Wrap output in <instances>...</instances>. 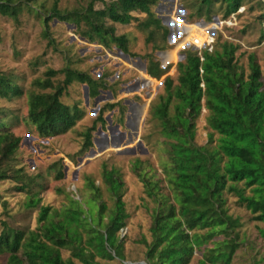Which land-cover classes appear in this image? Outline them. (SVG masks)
<instances>
[{"label": "trees", "instance_id": "16d2710c", "mask_svg": "<svg viewBox=\"0 0 264 264\" xmlns=\"http://www.w3.org/2000/svg\"><path fill=\"white\" fill-rule=\"evenodd\" d=\"M31 1L25 0L27 10ZM94 1H100L102 6L93 8ZM243 1L180 0L188 11V20L201 18L208 22L213 13L228 17ZM155 2L89 0L85 7L64 11L56 9L54 2L43 23L46 27L50 17L73 23L87 42L105 49L115 45L133 56L128 50L126 35L116 34L105 20L128 24L137 21L133 12L142 13L145 16L137 21V26L148 30L147 41H153V49L165 48L166 27L150 8ZM22 4L21 0H0V15L16 21ZM255 4L259 9L256 17L264 23V3ZM34 13L41 16L37 10ZM237 48L233 42L222 40L199 55L186 50L183 61L175 64L174 81L167 75L171 64L159 67L157 60L144 55L146 74L152 79L162 77L163 94L148 112L157 121L162 138L159 143L163 158L159 160L165 184L161 186L160 180L152 179L139 159L134 161L133 173L154 204L148 226L151 239L141 240L146 248L141 262L124 261L123 241L118 236L127 218L121 198L123 183L115 168H106L103 164L101 182L112 205L107 206L100 200L98 187L86 178L91 200L85 208L73 198L69 199L68 207L59 210L41 205L33 230L10 227L0 219V255H5L4 264H187L194 248L200 252L198 264H234L231 259L238 247L235 230L240 223L228 213L227 193L234 195L236 204L243 205L252 214L251 219L262 224L257 229L264 238V75L253 53L247 55L248 72L245 73L235 58ZM44 73L43 78L33 79L32 85L49 91L28 95L24 117L40 137L63 135L84 116L78 104L64 105L59 100L72 81L86 84L89 97L111 86L104 79L108 72L97 79L68 66L58 70L49 68ZM57 73L63 77L53 89L49 78ZM20 95L19 85L0 73V98L9 101ZM113 109L117 110V121L121 122L124 107L120 101L104 103L80 133L79 153L90 146L96 124L100 129L104 126L103 112ZM201 109L206 110L208 128L203 145L194 141L195 120ZM8 125L7 113L0 108V180L12 179L19 185L15 189L28 191L35 182L21 166L13 163L19 137L11 133ZM50 167L54 179L62 178L59 166ZM38 201L39 198L33 197L27 206L33 207ZM218 235L221 238L214 239ZM60 250L68 256L63 258Z\"/></svg>", "mask_w": 264, "mask_h": 264}, {"label": "rangeland", "instance_id": "374dc122", "mask_svg": "<svg viewBox=\"0 0 264 264\" xmlns=\"http://www.w3.org/2000/svg\"><path fill=\"white\" fill-rule=\"evenodd\" d=\"M88 1L33 0L29 2L27 10L25 0H21L24 5L20 7L16 21L0 15V73L6 74L21 89V95L17 98L9 101L0 98V108L7 113L10 122L7 127L12 134L19 137L13 163L21 166L26 175L35 182L28 191H19L15 189L19 185L12 179L0 180V219L10 227L33 230L37 225L36 215L41 205L59 210L68 207L69 199L73 198L85 208L91 200L86 178H90L98 187L100 200L111 206L112 200L105 184L101 182L102 165L105 164L106 168L113 167L120 173L123 183L121 198L127 218L124 227L118 231V236L123 241L124 261L139 263L143 260L146 249L141 240L149 242L151 239L148 226L154 204L145 195L142 183L133 173L134 161L139 159L145 170L152 174V179L160 180L161 186L165 184L159 160L163 158L160 149L162 145L159 143L162 138L158 134L157 121L151 119L148 112L149 107L157 102L158 96L163 94L162 77L156 80L147 77L142 69L144 55L148 54L157 61L162 60L166 62V66L171 64L167 75L174 81L175 64L183 61L186 50H211L217 42L226 40L238 47L234 53L235 58L245 73L248 72L247 55L253 53L264 75V23H260L256 17L259 9L255 4L257 1L264 3V0H244L243 5L228 17L221 18L220 14L213 13L209 22L201 18L188 20V11L180 0H156L150 7L151 12L159 22L162 18L171 30L169 43L165 38L166 46L161 49H153V41H147L148 30L137 26V21L142 20L144 14L133 12L132 16L137 21H130L128 24L114 23L106 19L105 24L113 26L116 34L126 35L128 50L133 54L131 56L127 53L128 57L119 53L115 45L105 49L96 43L87 42L73 23H62L55 17H50L45 27L43 17L49 15L54 2L56 9L64 11L85 7ZM108 1L103 0L106 3ZM100 6V1L93 2V8L98 9ZM34 10L40 12L41 16L36 15ZM213 15L216 16V21L212 20ZM198 19L203 23L211 22L216 28L212 25L203 27L202 22H196ZM222 20L225 22H218ZM209 34L212 40L203 47L196 48L190 44L189 40L193 37L197 36L202 41L203 37L209 38ZM260 34L262 38L259 40ZM157 50L165 52L156 53ZM66 66L85 71L91 78L96 79L103 72H108L104 79L111 86L106 91L97 92L100 98L94 104V97L87 95L82 83L72 81L65 87L59 100L64 105L78 104L84 116L63 135L40 137L33 126L24 120L27 97L31 92H45L49 89H39L32 85V81L43 78L44 72L49 68L58 70ZM113 73L115 74L112 75ZM62 77L61 73H57L49 78L53 89L61 83ZM262 80L264 81V77ZM123 99L131 100L135 104L123 102ZM115 101H120L124 107L121 122L117 121L116 109L103 112L104 126L100 129L96 124L91 132L90 146L79 153L82 144L80 133L97 115L100 109L97 107ZM126 111L131 113L128 115L127 125L124 123ZM205 116L206 110L201 109L195 120L194 141L200 145L205 144L207 139ZM109 124L111 126L108 127ZM112 125L118 126L114 128ZM97 129L104 134H96ZM53 164L59 166L62 178L54 179V171L50 167ZM33 197L39 198V201L35 206L28 207V200ZM225 197L228 213L237 217L240 223L235 230L238 247L233 252L231 262L264 264V238L257 229L262 224L251 219L252 214L243 205L236 204L234 195L227 193ZM220 238L221 235L214 237ZM193 250L187 264H198V259L201 258L200 252L195 248ZM60 253L63 258L68 256L65 251L60 250ZM4 261L5 255H0V264H4Z\"/></svg>", "mask_w": 264, "mask_h": 264}, {"label": "water", "instance_id": "95a60500", "mask_svg": "<svg viewBox=\"0 0 264 264\" xmlns=\"http://www.w3.org/2000/svg\"><path fill=\"white\" fill-rule=\"evenodd\" d=\"M158 6V4L156 5V7ZM155 7V8H156ZM182 10H184V8L183 7H181V6H179ZM212 20L213 21H216V16L215 15H213L212 16ZM160 22L161 23H163V24H165L166 25V23L164 22V20L162 19V18H160ZM196 22H202L201 21V19H198ZM203 23V22H202ZM166 28H167V34H166V42L167 43H169V41H170V35H171V30H170V27L168 26V25H166ZM193 48V47H192ZM117 51L119 52V53H121V54H123L124 56H127V54L126 53H124V52H122L119 48L117 49ZM156 53H163V52H165L164 50H157V51H155ZM183 56V54H181V57ZM158 64H159V66L160 67H163L165 64L163 63V61L162 60H158ZM144 66H145V61L144 60H142V68L144 69ZM95 98V100H97L98 98H99V96H95L94 97ZM123 102H126V103H129L130 102V104H131V101H128V100H123ZM143 106V105H142ZM128 108V107H127ZM108 127L109 126H111L110 124L109 125H107ZM114 128H117V126L118 125H112ZM95 133L96 134H98V135H101V134H104L102 131H100V129H97V131H95ZM105 137V136H104ZM93 140H96L95 139V137H93L92 138Z\"/></svg>", "mask_w": 264, "mask_h": 264}, {"label": "built area", "instance_id": "2783aa9c", "mask_svg": "<svg viewBox=\"0 0 264 264\" xmlns=\"http://www.w3.org/2000/svg\"><path fill=\"white\" fill-rule=\"evenodd\" d=\"M219 23H224L225 22V20H222V22H220V21H218ZM204 25H203V27H205V26H208V25H212L214 28H216V26H214L213 25V23H203ZM189 25V24H188ZM207 29V28H206ZM197 36H195V37H193L191 40H189L190 41V44H193L194 46H196V48H199L200 46L201 47H203L204 46V44H206V43H208V42H211V40H212V37H211V35L209 34V38H206V37H203V40L202 41H200L201 39L199 38V37H197ZM200 39V40H199ZM197 54L199 55V52H197ZM201 58V57H200Z\"/></svg>", "mask_w": 264, "mask_h": 264}, {"label": "crops", "instance_id": "0c3cea01", "mask_svg": "<svg viewBox=\"0 0 264 264\" xmlns=\"http://www.w3.org/2000/svg\"><path fill=\"white\" fill-rule=\"evenodd\" d=\"M165 37H166V36H165ZM124 53H125V52H124ZM126 54H127V53H126ZM127 57H128V55H127ZM143 60H144V59H143ZM144 61H145V60H144ZM164 66H165V65H164ZM164 66H163V67H164ZM159 67H160V66H159ZM142 69H143V68H142ZM143 71L145 72V66H144ZM145 73H146V72H145ZM114 74H115V73H113L112 75H114ZM146 75H147V74H146ZM147 77L151 78V77L148 76V75H147ZM153 79L156 80L155 78H153ZM82 85L85 87V89H86V93H87V92H88V87H87V85L84 84V83H83ZM100 91H101V92H102V91H106V89H105V90H102V89L98 90V92H100ZM87 95H88V94H87ZM97 96H99V95H97ZM97 96H96V97H97ZM99 98H100V96H99ZM99 98H98V99H99ZM98 99H97V100H98ZM97 100H95V98H94V104L96 103ZM123 100H125V99H123ZM126 100H127V99H126ZM128 101H131V100H128ZM94 104H93V105H94ZM132 104H135V103L131 102V105H132ZM99 108H100V107H97V109H99ZM129 108H130V107L128 106V110H129ZM125 113H127V115H126V117H125L124 123L127 125V124H128V121H129V117H128V115H131V113L128 112V111H126Z\"/></svg>", "mask_w": 264, "mask_h": 264}, {"label": "flooded vegetation", "instance_id": "af4514ba", "mask_svg": "<svg viewBox=\"0 0 264 264\" xmlns=\"http://www.w3.org/2000/svg\"><path fill=\"white\" fill-rule=\"evenodd\" d=\"M106 137V136H105Z\"/></svg>", "mask_w": 264, "mask_h": 264}]
</instances>
